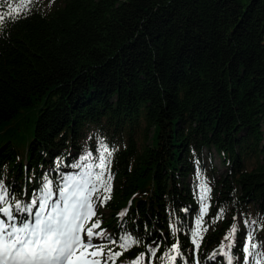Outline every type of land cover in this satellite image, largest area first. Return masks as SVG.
<instances>
[{"label": "trees", "instance_id": "1", "mask_svg": "<svg viewBox=\"0 0 264 264\" xmlns=\"http://www.w3.org/2000/svg\"><path fill=\"white\" fill-rule=\"evenodd\" d=\"M20 3L0 0V14ZM101 141L116 150L111 199L87 225L105 238L93 243L139 241L115 264H163L177 240V264H228L219 251L234 222L233 264H264V0H31L6 17L0 184L18 226L28 214L14 204L29 206L46 181L59 202ZM201 177L211 193L197 251ZM246 220L257 221L251 257Z\"/></svg>", "mask_w": 264, "mask_h": 264}, {"label": "snow or ice", "instance_id": "2", "mask_svg": "<svg viewBox=\"0 0 264 264\" xmlns=\"http://www.w3.org/2000/svg\"><path fill=\"white\" fill-rule=\"evenodd\" d=\"M30 3L31 0H21L18 6H10L8 13L0 14V26L4 24L6 17L18 18L21 12L28 10ZM100 146L98 156L87 154L83 157L84 160H93L83 176L64 177V184L59 188V202L53 199L52 182L46 181L38 192H34L29 206L22 209L19 203L14 204L15 212L23 211L28 214V219L20 222L22 226H18L13 205L9 204V200H14V196L0 184V213L7 218V222L0 220V264H115L125 251L139 243L130 235L121 238L120 251H113L111 248L106 251V245L93 243L97 237L105 238L103 232L95 231L100 226L99 221L91 227L87 225L92 217L96 216V202L99 201L103 206L111 199V163L116 150L114 146L109 148L103 141ZM200 180L201 216L196 221V231L192 233V243L197 251L203 239L202 233L207 231V228H202V222L203 216L208 212L207 201L211 193L208 182L202 177ZM37 206L38 210L33 212ZM222 216L223 210H219L218 216L213 220ZM256 224L257 221L254 220L245 221L246 227L251 225L253 229L246 233L243 248L249 257L255 254L258 247L254 232ZM237 231L238 225L234 222L225 237L228 240L227 250L223 244L220 247L219 254L227 259L228 264H233L231 249ZM150 252L155 256L154 249H150ZM212 255L215 257L217 253ZM182 257L183 253L177 240L164 256L163 264H177L178 258L182 260ZM144 260V254H140L134 258L132 264H143Z\"/></svg>", "mask_w": 264, "mask_h": 264}, {"label": "rangeland", "instance_id": "3", "mask_svg": "<svg viewBox=\"0 0 264 264\" xmlns=\"http://www.w3.org/2000/svg\"><path fill=\"white\" fill-rule=\"evenodd\" d=\"M214 166L218 169V171L221 174H224L226 172L224 165L222 164L219 156H217V155H214ZM96 210H97V208H96ZM260 237H264V228H263V231L261 232V234L259 235V238ZM85 239H86V237H85ZM239 243H241V241ZM225 250H227V248ZM257 262H262V261L260 259H257Z\"/></svg>", "mask_w": 264, "mask_h": 264}]
</instances>
